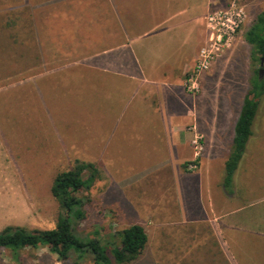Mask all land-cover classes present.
<instances>
[{"label":"rangeland","instance_id":"rangeland-1","mask_svg":"<svg viewBox=\"0 0 264 264\" xmlns=\"http://www.w3.org/2000/svg\"><path fill=\"white\" fill-rule=\"evenodd\" d=\"M44 1L0 0V230L7 225L53 228L60 208L50 192L52 180L78 159L93 162L100 173L89 190L79 193L85 218L75 226L78 236L92 237L97 231L95 236L105 243L109 232L138 223L148 242L143 255L132 264H264V94L240 162V169L248 171L235 178L236 185L251 191V204L229 217L237 220L238 228L229 230L225 240L217 235L223 251L219 244L193 247L182 239L178 243L172 229L177 207H187L196 195L184 189L175 195L176 165L167 160L171 154L168 136L162 139L160 119L151 126L146 123L151 113L157 119L159 115L149 102L127 92V70L115 66L119 57L127 59V47L122 46L127 45L123 35L127 0H94L98 6H78V0H65L66 6L45 5ZM241 2L247 16L238 31V43L216 57L199 78L194 95L183 86L184 94L193 98L194 120L188 127L195 126L201 140L195 156L190 145L191 158L180 164L181 169L192 163L196 167L189 169L197 172V164L207 154L216 175L219 168L224 170L220 155L225 161L230 154L233 124L251 78H255L253 68L261 60H253L254 48L244 34L264 10V0ZM189 4L184 9L195 17L194 43L184 52L173 53V65L193 58L206 35L201 18L206 14V0H190ZM76 5L86 15L85 22L67 19V12L75 11ZM94 10L107 12L116 24L104 22L100 24L104 29L89 31L88 14ZM61 12L65 14L62 21ZM89 34L94 35L92 40ZM85 36L90 41H84ZM59 52L60 60L50 62L51 54L57 58ZM158 53L152 46L146 60L157 61ZM221 130L224 143L211 133ZM206 166L204 163L202 169ZM178 178L180 182L188 179L191 185L196 182L194 175L184 172ZM212 194L217 202L214 190ZM240 204L233 200L228 208ZM161 222L166 224L164 239L157 229ZM0 264L73 262L58 259L44 247L21 249L17 258L0 248Z\"/></svg>","mask_w":264,"mask_h":264},{"label":"crops","instance_id":"crops-1","mask_svg":"<svg viewBox=\"0 0 264 264\" xmlns=\"http://www.w3.org/2000/svg\"><path fill=\"white\" fill-rule=\"evenodd\" d=\"M78 1V6H84V4H87V6L99 5L94 0H88V2H83V0ZM227 1L228 0H206V14L210 9L224 7ZM189 3L190 0H127V27L123 29L125 39L127 37V45L126 43L122 45L123 47H127V59L119 57L116 59L119 65L115 66L127 70V92L133 91L138 99L144 100L146 103L149 102L148 104L150 107L154 108V110H156L155 113L159 115L157 119L151 113V115L147 116L148 122L146 123L151 126L152 124H156V121L159 123L160 119L161 121L159 124L162 125V139L165 138L166 140L168 136L171 154H168L167 160L172 159L174 165H176L177 176L175 177V195H181L183 189L192 191L190 194L196 195V198H193V202L191 201L187 207L178 205L176 212L177 219L172 223V229L176 231L174 236L178 243L179 240L182 239L186 241V245L197 247L203 244L204 246L205 244L208 246L220 245L217 241V235L224 236L225 240L229 230H236L238 228L236 224L237 220L235 221L229 217L235 212H240L243 209V205L251 204V198H248L250 197L249 194L251 191L245 192L244 186L241 188V184H235L236 176L242 173V171H248L246 167L240 169L242 157L232 176L231 193L227 192L222 186L224 170L219 168L215 175L210 167L211 160L207 154L201 159V163L197 164V172L195 169H189L190 166H196L195 164L192 165V163L187 165L188 169L186 170L179 167L180 164H185L191 158V138L194 137L196 131L192 129V126L188 127V124L194 120L193 110L190 109L193 98L184 94L183 78L187 70L192 67L198 50L205 39L204 36L193 58L183 59L181 65L172 64L173 53L179 51L184 52L186 46L189 48V44L194 43L195 17L191 18L189 14H187V10L184 9L186 5H190ZM44 4H65L66 6V1L45 0ZM211 4H216L217 7H212ZM83 13L84 12L78 7L75 11L71 10L67 12L66 16L71 22L80 23L85 22L86 15ZM205 15L203 14L202 17H200L204 20ZM58 16L60 17V21L65 18L64 12H61ZM88 16L91 18L92 24L91 27H89V31L93 30L94 32V29H104L105 25H100L104 22L116 24L113 19L109 17L107 12H97L94 10V12H90ZM92 36L94 37V35H87L90 40H92ZM88 38L85 36L83 40L86 42L90 41ZM132 39H134L133 42L137 41L136 45L132 44ZM235 43H238V39ZM154 45L159 52L157 61L146 60V57L149 55L148 53L151 52L152 46ZM133 48H135L138 55H141L143 63L140 58L138 59L134 55L135 51ZM75 52H79V50H75ZM51 57L53 61L51 60L50 62L59 61L60 52L59 57L55 58L54 54H51ZM44 64L47 65L48 62L45 61ZM259 107L260 106H258V108ZM237 118L233 124L232 135H234V125ZM252 126V134L250 137L253 135L254 131ZM196 132L198 133V131ZM211 133L218 134L220 136L219 142L224 143V141H222V130L218 133L216 131H212ZM191 135H193V137ZM232 135L230 140L233 139ZM250 137L248 139H250ZM215 143L219 144L218 142ZM216 149H221V146H217ZM245 152L246 150L244 149L242 155H245ZM219 159H222L221 163L223 164L224 157L220 155ZM184 161L185 163H183ZM204 163H206L207 166L204 167L203 170ZM248 163L249 162H247V164ZM220 166L222 167V165ZM248 168L250 170V166ZM183 172L189 176L194 175V180L196 179V182L192 183V185L187 182L188 179H183V182H180L178 175L181 173L183 174ZM211 175L214 176V181L211 180ZM238 181L242 182L241 179ZM213 190L214 193L216 192V197L218 198L217 202H214V196H212ZM242 199H244V201ZM233 200H240L241 204L235 206V208L229 209L228 206ZM178 201L181 203V199L179 200L178 198ZM205 201H207V204H205ZM165 226L166 224L161 222L157 228L163 239L167 237L165 234ZM221 250H224L223 247H221ZM225 258L227 260V256H225Z\"/></svg>","mask_w":264,"mask_h":264},{"label":"trees","instance_id":"trees-1","mask_svg":"<svg viewBox=\"0 0 264 264\" xmlns=\"http://www.w3.org/2000/svg\"><path fill=\"white\" fill-rule=\"evenodd\" d=\"M244 40L253 48V60L264 57V10L260 11L244 34ZM253 68L249 89L244 94L238 118L234 125V136L229 156L224 161L222 186L231 193L232 176L242 157L246 142L252 134L251 126L264 94V78H258V68ZM264 68V62H263ZM254 80V81H253ZM100 178L96 165L76 159L67 170L54 176L50 192L57 201L60 212L55 226L49 229H26L7 225L0 230V248L18 257L24 248H46L58 259L72 260L73 264H132L143 255L147 235L141 224L132 223L122 229L108 233L105 243L95 235L78 236L75 226L85 218L83 201L79 193L89 190Z\"/></svg>","mask_w":264,"mask_h":264},{"label":"built area","instance_id":"built-area-1","mask_svg":"<svg viewBox=\"0 0 264 264\" xmlns=\"http://www.w3.org/2000/svg\"><path fill=\"white\" fill-rule=\"evenodd\" d=\"M246 10L241 0H228L224 7L210 9L205 15L206 35L198 50L192 67L187 70L183 86L187 93L194 95L198 89L199 78L223 51L234 45L238 31L246 19ZM195 129V126H192ZM195 131L191 144L194 156L200 148L201 137ZM196 166H190L193 168Z\"/></svg>","mask_w":264,"mask_h":264},{"label":"water","instance_id":"water-1","mask_svg":"<svg viewBox=\"0 0 264 264\" xmlns=\"http://www.w3.org/2000/svg\"><path fill=\"white\" fill-rule=\"evenodd\" d=\"M263 62H264V57L261 58V60H260V67L258 69V76H259L260 79L262 78V76L264 74Z\"/></svg>","mask_w":264,"mask_h":264}]
</instances>
